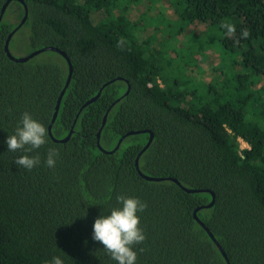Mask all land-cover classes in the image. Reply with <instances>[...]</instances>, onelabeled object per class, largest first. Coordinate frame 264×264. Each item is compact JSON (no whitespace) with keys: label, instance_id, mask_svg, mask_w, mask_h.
Segmentation results:
<instances>
[{"label":"trees","instance_id":"16d2710c","mask_svg":"<svg viewBox=\"0 0 264 264\" xmlns=\"http://www.w3.org/2000/svg\"><path fill=\"white\" fill-rule=\"evenodd\" d=\"M141 1L8 3L0 21V264H46L53 256L116 264L91 231L102 210L118 206L117 196L147 205L138 213L146 239L133 246L136 264H264V0H168L176 16L158 14L155 22L148 11L131 14ZM25 6L9 49L28 27L31 52L58 50L20 62L5 44ZM192 24L200 30L192 47L185 52L184 38L180 50L168 48L164 41H178ZM208 47L219 60L206 81L190 66ZM24 112L48 132L26 153L41 161L30 171L14 162L25 153L5 143ZM99 131L101 147L112 152L99 148ZM150 132L139 168L161 180L136 167ZM49 149L58 153L53 168L44 163ZM211 191L214 204L197 215L228 260L194 216Z\"/></svg>","mask_w":264,"mask_h":264},{"label":"clouds","instance_id":"9594fccd","mask_svg":"<svg viewBox=\"0 0 264 264\" xmlns=\"http://www.w3.org/2000/svg\"><path fill=\"white\" fill-rule=\"evenodd\" d=\"M229 32L234 30L232 25H226ZM247 36V31L242 33ZM48 132L43 123L33 118L29 112L21 114L20 120L13 134L6 137L5 143L8 151L20 150L22 154L15 159V164L26 170H32L40 165V157L30 156L35 149H39L47 142ZM58 153L55 149H49L44 160L47 167L53 168ZM117 205L102 210L92 223L91 239L99 242L103 250L116 262V264H136L137 251L134 245L142 244L146 235L140 227V216L147 207L146 203L138 197H116ZM46 264H64L60 256H53Z\"/></svg>","mask_w":264,"mask_h":264},{"label":"rangeland","instance_id":"374dc122","mask_svg":"<svg viewBox=\"0 0 264 264\" xmlns=\"http://www.w3.org/2000/svg\"><path fill=\"white\" fill-rule=\"evenodd\" d=\"M148 11L151 16L147 14L146 19L151 20L153 22L156 21V18H158V14H165V16L174 19L176 16L174 9L171 7L170 2L168 0H158L151 2V0H142L141 3L135 4L133 7H131V14L135 17H137L139 14L144 13ZM162 12V13H161ZM158 15V16H157ZM147 23V22H146ZM158 24V23H155ZM164 24V23H162ZM153 25H150L149 28L146 30H143L140 33V36L144 37L151 33V27ZM30 31V28L23 27L20 29L13 37L11 44H10V51L13 56L15 57H23L27 56L29 53H31V46L28 44V33ZM200 32L199 27L195 24H192L188 29L183 31L181 35L177 38H173L171 40L164 41L169 47H173L175 50H180L181 48H177L178 45L183 46L186 42L188 43L187 46H184V49H186L185 52H187L188 48L192 47V43L195 42L194 36H192L193 33L198 34ZM189 37V38H188ZM185 38V43L183 42ZM187 38V39H186ZM183 42V43H182ZM177 43V45H176ZM171 50V49H170ZM203 54L197 55V62L196 65L190 66V68H193V75L196 77H199L201 79H204L206 81L210 80L212 75L215 73L214 68L217 65V62L219 60V55L217 52L214 51L212 47L203 48ZM193 56V53L185 54L183 57L184 60H189V58ZM193 60H190V62ZM260 84H264V81H262ZM259 86V85H258ZM242 146L247 147V143L243 140H241Z\"/></svg>","mask_w":264,"mask_h":264},{"label":"water","instance_id":"95a60500","mask_svg":"<svg viewBox=\"0 0 264 264\" xmlns=\"http://www.w3.org/2000/svg\"><path fill=\"white\" fill-rule=\"evenodd\" d=\"M10 1H11V0H8V1L4 4V6H3V8H2V11H1V14H0V21H1L2 17H3L4 11H5V9H6L7 5H8V3H9ZM21 1H22V0H21ZM25 8H26V11H25V15H24L22 21H21V22H20V23H19V24L13 29V31L9 34V36H8V38H7V40H6V44H5V50H6L7 54H8V56H9L12 60L20 61V62L27 61V60H29L30 58H32V57H34V56L38 55L39 53L44 52V51H46V50H58L57 48L52 47V46H45V47H42V48H40V49H36V50L32 51V52L29 53L27 56H23V57H15V56L12 55V53H11V51H10V49H9V42H10V39H11L12 35H13V34L17 31V29H18V28H19V27L25 22V20H26V18H27V16H28V9H27L26 6H25ZM63 54H65V53H63ZM69 66H70V73H69V77H68V80H67L66 87L68 86V84H69V82H70V80H71V76H72V69H73V68H72V63H71L70 61H69ZM66 87L63 89V91H62V93H61V95H60V97H59V99H58V104H57V107H56V111H55V114H54V117H53L52 123H53V121L55 120V118H56V116H57V114H58L59 104H60L61 98H62V96H63V94H64V92H65ZM128 90H129V89H128ZM127 92H128V91H127ZM100 94H101V90L99 91V93H98L95 97H93V98H91L90 100H88L87 103H90V102H92L93 100L97 99V98L100 96ZM87 103H86V104H87ZM105 120H106V118L104 119V123H105ZM52 123H51L50 126H49V131H50V132H51ZM104 123H103V124H104ZM137 132H140V131H130V132L127 133V135H129V134H134V133H137ZM70 135H71V133H70L66 138L62 139V141H66V140L70 137ZM124 137H125V135L122 136V137L120 138V140H119L118 144L116 145L115 149H117V148L120 146V144H121V142H122V140H123ZM152 139H153V133L150 132V138H149L148 142L146 143V145L143 147L142 151H141V152L138 154V156L136 157V167H137L139 173L142 175V177H144V178H146V179H148V180H161L162 177H156V176H152V175H147V174L143 173V172L140 170V168H139V157H140L141 153H142V152H143V151L149 146V144L151 143ZM98 146H99V148H101V149H102L103 151H105V152H112V151L114 150V149H113V150H106V149H104V148L101 147V145H100V131L98 132ZM174 180H176V179H174ZM176 181H177V180H176ZM177 182H178V181H177ZM183 188H185V189L188 190V191H198V190H199V189L187 188V187H184V186H183ZM209 191H210V190H209ZM211 192H212V191H211ZM212 195H213V196H212V201H211L210 203L206 204V205H203V206L197 207V208L195 209V211H194V216H195V218L201 223V225H202V226L208 231L209 235H210V236L213 238V240L217 243V245H218V247L220 248V250L222 251V253L227 257L224 248H223V247L220 245V243L216 240L214 234L210 231V229L206 226V224H205V223H204V222L198 217V215H197V211L199 210V208H202V207H211V206L214 204V201H215V193L212 192ZM227 260H228V257H227ZM228 264H230L229 260H228Z\"/></svg>","mask_w":264,"mask_h":264}]
</instances>
